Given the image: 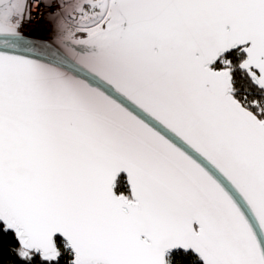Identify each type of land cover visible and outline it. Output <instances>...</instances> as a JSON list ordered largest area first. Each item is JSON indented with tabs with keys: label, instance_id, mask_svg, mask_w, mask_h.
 <instances>
[{
	"label": "snow or ice",
	"instance_id": "obj_1",
	"mask_svg": "<svg viewBox=\"0 0 264 264\" xmlns=\"http://www.w3.org/2000/svg\"><path fill=\"white\" fill-rule=\"evenodd\" d=\"M0 264H264V0H0Z\"/></svg>",
	"mask_w": 264,
	"mask_h": 264
},
{
	"label": "built area",
	"instance_id": "obj_2",
	"mask_svg": "<svg viewBox=\"0 0 264 264\" xmlns=\"http://www.w3.org/2000/svg\"><path fill=\"white\" fill-rule=\"evenodd\" d=\"M44 23V20H43V15L39 16L36 20H35V23L34 24H30L28 25L29 28H37L39 29L40 25Z\"/></svg>",
	"mask_w": 264,
	"mask_h": 264
}]
</instances>
